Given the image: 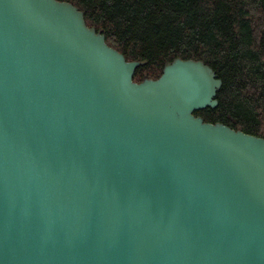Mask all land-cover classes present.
<instances>
[{
    "label": "water",
    "instance_id": "95a60500",
    "mask_svg": "<svg viewBox=\"0 0 264 264\" xmlns=\"http://www.w3.org/2000/svg\"><path fill=\"white\" fill-rule=\"evenodd\" d=\"M58 0H0V264H264V138L193 113L199 60L133 81Z\"/></svg>",
    "mask_w": 264,
    "mask_h": 264
},
{
    "label": "trees",
    "instance_id": "16d2710c",
    "mask_svg": "<svg viewBox=\"0 0 264 264\" xmlns=\"http://www.w3.org/2000/svg\"><path fill=\"white\" fill-rule=\"evenodd\" d=\"M103 29L126 61H142L134 82L157 79L165 62L199 60L222 82L204 122L264 138V0H58Z\"/></svg>",
    "mask_w": 264,
    "mask_h": 264
}]
</instances>
